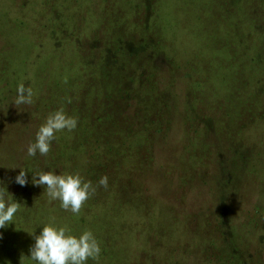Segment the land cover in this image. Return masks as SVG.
I'll return each mask as SVG.
<instances>
[{
    "label": "rangeland",
    "instance_id": "374dc122",
    "mask_svg": "<svg viewBox=\"0 0 264 264\" xmlns=\"http://www.w3.org/2000/svg\"><path fill=\"white\" fill-rule=\"evenodd\" d=\"M61 107L77 127L29 156ZM44 171L92 182L79 215ZM4 188L0 264H36L45 224L91 230L86 264H264V0H0Z\"/></svg>",
    "mask_w": 264,
    "mask_h": 264
},
{
    "label": "clouds",
    "instance_id": "9594fccd",
    "mask_svg": "<svg viewBox=\"0 0 264 264\" xmlns=\"http://www.w3.org/2000/svg\"><path fill=\"white\" fill-rule=\"evenodd\" d=\"M33 90L26 88L23 83L17 87V98L14 103L31 104L33 102ZM69 103L71 100L69 99ZM77 118L68 115L61 107L51 112L45 122L36 133V140L27 148L29 156H35L37 152L47 155L51 142L56 138L57 132L73 131L77 127ZM38 177V179H37ZM16 183L24 186L27 183L25 169H20L15 178ZM32 183L38 186H46L45 192L50 200H59L60 206L73 214L79 215L84 203L95 192L91 181H85L79 173L55 174L52 171L35 173ZM99 185L108 186V177L103 176ZM6 189H0V228L13 221L14 214L19 210L17 202H6ZM31 234V233H30ZM35 244L30 248V259L36 264H86L89 258L98 260L101 248L99 242L91 232L84 230L79 236L71 234L67 226L56 227L54 224H45L39 235L34 236Z\"/></svg>",
    "mask_w": 264,
    "mask_h": 264
}]
</instances>
